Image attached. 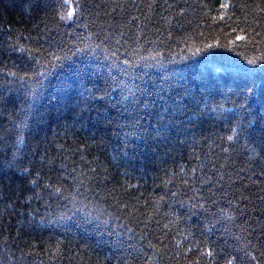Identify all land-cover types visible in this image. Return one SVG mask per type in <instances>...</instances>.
Returning <instances> with one entry per match:
<instances>
[{"label":"trees","instance_id":"obj_1","mask_svg":"<svg viewBox=\"0 0 264 264\" xmlns=\"http://www.w3.org/2000/svg\"><path fill=\"white\" fill-rule=\"evenodd\" d=\"M222 3L230 7L223 9ZM88 4L90 11L83 13L79 26L71 22L58 26L53 10L45 14L30 9L29 0H0V95L11 101L0 107V264H141L137 248L155 256L152 264H221L224 253L242 264H256L246 255L250 253L264 264V119L241 112L228 89L205 96L209 110L192 122L178 116L172 123L165 119L157 124L153 118L133 124L115 109L105 114L101 106L99 113L92 109L73 123L64 111L71 97L52 78L40 107L45 123L33 125L26 135L25 164L46 150L54 160L49 182L67 188L65 195L75 197L84 211L70 221L49 223L51 217H46L41 223L46 212L54 217L66 209L52 201L50 209L41 201L24 203L23 178L9 162L28 101L22 82L6 74L23 75L32 66L27 49H38L34 55L43 60L49 41L62 47L90 45L94 51L85 63L129 60L149 87L150 77L168 75L173 81L180 69L206 58L212 68L222 69L221 57L249 67L248 59L264 56V0H88ZM238 35L244 39L236 40ZM209 44L222 47L193 54ZM101 71L107 75V69ZM220 76L222 71L210 70L208 79ZM119 80L130 83L132 78L120 75ZM189 87L197 95L202 90L195 81ZM113 94L119 96V91ZM217 105L219 110L212 111ZM28 122L33 124L32 119ZM236 124L246 131L230 143L225 138ZM237 187L246 199L231 195ZM209 188L217 193L212 198L218 205L207 199ZM221 191L229 193L231 205L220 198ZM192 204H203L209 211ZM218 207L227 211L220 213ZM95 210L112 213L108 226L98 227L95 219L85 222L92 218L84 213ZM210 213H217L219 223L208 227ZM119 224L132 230L118 229L124 233L123 248L114 247L117 237L108 235ZM149 241L155 248L148 247ZM208 251L213 255H202Z\"/></svg>","mask_w":264,"mask_h":264},{"label":"snow or ice","instance_id":"obj_2","mask_svg":"<svg viewBox=\"0 0 264 264\" xmlns=\"http://www.w3.org/2000/svg\"><path fill=\"white\" fill-rule=\"evenodd\" d=\"M28 6L37 12L44 11L45 14H47V10H53L55 12L53 19L58 26H63L61 22H71V24L79 26L83 13L90 11L88 0H29ZM117 6L123 7L122 5ZM220 7L227 9L230 5L222 3ZM56 16L59 17L58 20H56ZM135 19L136 17H132V20ZM219 19L223 20L224 16L221 15ZM243 39L244 36L238 35L236 37V40ZM48 43L49 47L43 50L47 54L43 60L41 57L34 55L38 49H27L29 52L28 60L34 63L23 75H19L16 72L6 74L22 82L21 87L25 89V97L28 101L27 109L24 111V119L21 120L17 128V136L13 144L15 151L12 153V159L9 162L10 166L14 165L18 169L23 178L24 203L30 204L33 200L41 201L43 207L50 209L52 208L50 201H52L56 203L57 207L66 209V211L60 212L54 217L51 216L50 212H46L45 216L40 217L41 223L45 221L46 217H51L49 223L52 221H70L75 218L76 213L84 211L83 208L77 205L75 197L70 199L68 195H65V192L68 191L67 188H62V186L49 182L51 177L48 174L53 170L54 160L49 157L46 150L39 155L38 159L33 156L25 164L27 159L26 135L33 131V125L39 127L45 123V113L40 111V107L44 94L52 83V78H55L65 89L67 95L71 97V102L64 106V111L71 116L73 123L80 119L83 113L92 109H97L99 113L101 106L105 114L109 109H115L121 117L130 119L133 124H140L141 121L153 118L156 119L157 124L165 119L172 123L178 116H187L188 121L192 122L193 117L199 119L205 111L209 110V104L205 96L210 98L219 95L222 89H228L231 92L232 97H234L233 103L241 112L249 113L254 119L257 117L264 119V56L248 59L247 64L250 65L249 67L239 64L230 57H221L219 62L223 65L222 69L212 68L209 64V58H206L187 66L186 69H180L179 78L173 81L169 80L168 75L154 79L150 77L152 84L149 87L147 81H143L141 77L135 74L134 69L137 66L129 60L125 59L118 63L119 57H117L110 64H92L90 61L85 63L88 53L94 51L90 45L85 47H62L56 44L55 41H49ZM99 47L100 45H96V48ZM216 47H222V45L209 44L204 49H196L193 54L196 55ZM22 51L24 50L22 49ZM112 55H115V53ZM108 59L110 57L106 56L105 60ZM145 67H149V65H145ZM103 69H107V75L101 71ZM113 70H116L115 75ZM210 70L222 71V76L209 80ZM176 71L173 70L171 75L175 76ZM185 71L189 73L188 77L183 75ZM120 75L131 77V82L119 80ZM100 80H103V83H100ZM137 80H140L141 83H136ZM194 81L201 85L202 90L199 95L189 87ZM6 82L11 83V81L7 80ZM89 82L92 83L91 88L88 87ZM178 89H183V91L181 92ZM117 91H119V96L113 94ZM73 93H75V96H73ZM237 101H239L238 104L236 103ZM10 102L9 99L0 95V107ZM211 110L218 111L219 105ZM29 119H32L33 124H29ZM251 123L252 121H249V124ZM245 131V127L236 124V126L231 128L230 134L225 139L230 143L235 142L239 140L241 135L245 134ZM255 151L253 149L254 153ZM261 155H264V152H261ZM240 179L243 180V177L241 176ZM208 191L211 192V196L207 197V199L211 201L212 205H218V201L212 198L217 193L212 191V188H209ZM237 193H239L240 197L246 199L243 196L241 187L234 189L231 195L236 197ZM172 195L175 196L176 193H172ZM228 196L229 193L227 191L220 192L221 199H226ZM161 200H163V197H161ZM61 201L66 203L61 204ZM69 203L71 208L68 207ZM226 203L231 205L232 200L226 199ZM191 207H199L205 212L209 211L203 204H192ZM35 211L38 212L39 209H35ZM226 211L227 209L224 207H218V212L224 213ZM84 215L92 218L87 219L85 221L87 223H92L93 219L99 221L98 227L99 225L108 226L110 220L113 219L112 213H106L103 210L86 212ZM114 218L116 220L120 219L119 216ZM28 223H31V221H28ZM213 223H219L217 213H210V220L207 226L211 227ZM165 227H168V225H165ZM119 228H126V225L119 224L114 226L108 230V235L117 237L113 242L114 247L123 248L124 241L120 237L124 233L118 231ZM126 230L132 231L128 228ZM128 247L135 246L129 245ZM148 247L155 248V245L149 241ZM59 250V245H57V251ZM136 251L142 253L141 264H152L155 260V256H150L142 248H137ZM188 251L190 252L191 249H188ZM202 255L212 256L213 252L208 251L202 253ZM217 255L220 254L217 253ZM246 255L251 261H256V264H259L255 256L250 253ZM261 255H264V253H261ZM234 261L236 264H242L241 259L232 256L230 253H224L221 264H234ZM196 264H199V261Z\"/></svg>","mask_w":264,"mask_h":264}]
</instances>
